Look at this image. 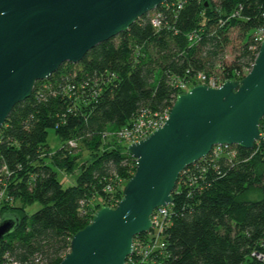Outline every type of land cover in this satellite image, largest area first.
Instances as JSON below:
<instances>
[{
    "label": "trees",
    "instance_id": "1",
    "mask_svg": "<svg viewBox=\"0 0 264 264\" xmlns=\"http://www.w3.org/2000/svg\"><path fill=\"white\" fill-rule=\"evenodd\" d=\"M262 26L264 0H168L80 61L37 80L0 127V187L7 197L0 219H15L0 238V264H57L72 235L90 222L91 198L116 204L118 180L134 172L127 144L102 133L130 126L142 109H169L184 91L178 82L190 87L198 73L216 82L243 77ZM231 29L238 41L227 62ZM49 130L58 138L55 148ZM75 166L74 183L64 186L59 172ZM34 202L38 208L28 212ZM167 208L162 245L146 256L133 251L125 264H264V139L250 149L221 147L185 167ZM133 241L154 240L143 232Z\"/></svg>",
    "mask_w": 264,
    "mask_h": 264
},
{
    "label": "water",
    "instance_id": "2",
    "mask_svg": "<svg viewBox=\"0 0 264 264\" xmlns=\"http://www.w3.org/2000/svg\"><path fill=\"white\" fill-rule=\"evenodd\" d=\"M168 0H0V127L37 80L76 63L95 45L125 31ZM264 121V38L250 69L219 86L178 93L161 126L127 144L134 172L114 207L101 206L77 230L57 264H125L133 238L153 211L171 202L179 174L215 145L252 148ZM15 219H0V238Z\"/></svg>",
    "mask_w": 264,
    "mask_h": 264
},
{
    "label": "built area",
    "instance_id": "3",
    "mask_svg": "<svg viewBox=\"0 0 264 264\" xmlns=\"http://www.w3.org/2000/svg\"><path fill=\"white\" fill-rule=\"evenodd\" d=\"M151 23L153 26L157 27L160 24V19L158 15H155L151 18ZM264 38V26L259 28L254 36V40L258 43ZM196 83H205L212 87H217L221 82H216L213 77H206L202 73H198L195 77ZM193 84V85H195ZM180 89L186 90L189 86L185 85V83L178 82L177 84ZM169 109H164L160 112L150 113L147 109H142L137 113V116L134 122L125 128H121L117 131L113 132H104L102 133L103 138H115L120 140L126 144L136 142L140 139H143L157 126H161L165 121ZM264 139V133L260 132V139ZM68 144L71 146H75V142L70 140ZM227 144L224 145H215L212 147L211 151L214 154H218L221 151V147H227ZM110 189V188H108ZM2 200H7V197L4 196L3 188L0 187V203ZM168 215V208L166 206H160L156 208L150 216L151 226L148 231V235L153 238L152 243L141 244L136 242L133 246L132 244V252L136 251V253L141 256H146L147 253L151 252L154 248L160 247L162 244L159 242V233L161 231V227L166 220V216ZM134 242V241H133ZM258 258H261L260 255H257ZM27 264V263H24Z\"/></svg>",
    "mask_w": 264,
    "mask_h": 264
},
{
    "label": "rangeland",
    "instance_id": "4",
    "mask_svg": "<svg viewBox=\"0 0 264 264\" xmlns=\"http://www.w3.org/2000/svg\"><path fill=\"white\" fill-rule=\"evenodd\" d=\"M237 30L236 29H231L230 31H229V36H230V38H231V43L226 47V50H225V60L228 62V61H230L233 57H234V55H235V50H236V45H237V41H238V39H237ZM243 71L245 72L246 71V68H244L243 69ZM260 129V128H259ZM260 130H262V132L261 133H264V127H263V129H260ZM106 140V139H105ZM47 142H48V144L50 145V147L51 148H55L56 146H58V144H59V141H58V138L56 137V135L54 134V132L52 131V130H49L48 131V135H47ZM77 147V146H76ZM77 150H79V148H76ZM81 151V150H80ZM79 151V152H80ZM75 152H77L78 153V151H75ZM81 153H82V156H84V154H85V152L83 153L82 151H81ZM82 159H83V157H81V159H79L78 160V162H81L82 161ZM77 172H78V168L75 166L74 167V169L71 171V172H59V176L63 179V181H64V186H66V185H68V184H72V183H74V180H75V176H76V174H77ZM119 185L118 186H120V187H123V185H124V180H118V182H117ZM112 197H113V195H111ZM114 201H115V199H114ZM113 201V202H114ZM96 202H100V204L99 205H97V204H95ZM102 201H100V200H97V198L96 197H93V198H91V200H90V207L93 209H95V211L98 209V208H100L101 206H104V205H107V204H105V203H101ZM117 203V202H116ZM115 204V203H114ZM113 203L111 204V205H107V206H111V207H114L115 205H114ZM38 206H39V204L37 203V202H34V203H32L30 206H28L27 208H26V210L28 211V212H32V211H34L35 209H37L38 208ZM91 211V210H90ZM89 211V212H90ZM94 211V212H95ZM94 212L93 211H91L90 213H92V215L94 214ZM135 243L136 242H133V246L135 245Z\"/></svg>",
    "mask_w": 264,
    "mask_h": 264
}]
</instances>
